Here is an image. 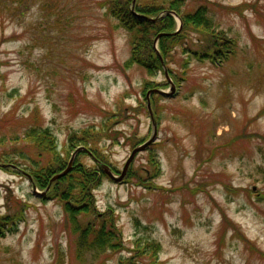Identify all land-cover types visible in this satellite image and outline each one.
Here are the masks:
<instances>
[{
  "label": "rangeland",
  "instance_id": "374dc122",
  "mask_svg": "<svg viewBox=\"0 0 264 264\" xmlns=\"http://www.w3.org/2000/svg\"><path fill=\"white\" fill-rule=\"evenodd\" d=\"M12 1L9 11L0 7V153L23 148L20 123L34 109L62 153L69 133L103 127L112 116L97 153L100 164L125 180L112 181L102 170L92 190L99 210L115 209L122 234L121 252L106 264L132 254L137 240L159 243L158 264H264V200L256 199L264 192V0H186L187 11L207 6L210 26L234 37L236 52L221 65L192 57L178 93L157 102L151 90L169 92L176 82L158 40L153 48L163 68L150 75L136 63L124 65L128 33L98 7L100 0H60L62 7L52 11L48 0H36L22 15H11ZM181 57L176 48L169 67L179 70ZM158 106L151 149L136 152L120 176L131 150L152 136ZM12 133L16 139H9ZM154 162L160 169L152 175ZM53 181L40 188L0 167V217H13L22 201L30 204L25 218L0 237V264H97L109 254L74 258L62 208L40 197Z\"/></svg>",
  "mask_w": 264,
  "mask_h": 264
},
{
  "label": "trees",
  "instance_id": "16d2710c",
  "mask_svg": "<svg viewBox=\"0 0 264 264\" xmlns=\"http://www.w3.org/2000/svg\"><path fill=\"white\" fill-rule=\"evenodd\" d=\"M10 1L12 0H0V7L4 8L3 6L7 5L6 10H8ZM32 1L33 3L36 2V0H13L12 5L14 7H12L13 12L11 15H22L27 9L26 4ZM131 1L100 0L97 3L98 7L104 10L106 16L115 18L119 24L117 26L124 28L128 33L130 56L125 60V66L136 63L150 75L155 70H162L161 59L155 53L153 45L154 38L159 32H171L176 29L174 16L169 13L164 14L168 10L176 12L182 26L175 34L162 35L158 39L157 45L164 64L172 74L174 73L175 84L178 87L182 81L187 79L186 67L192 57L196 56L201 61L207 59L211 62L218 61L219 64H224L236 52V39L227 36L222 30H216L210 26V17L207 14L208 8L204 4H198L193 10L187 11L185 8L186 0H136L134 11L149 17H156L155 20H148L137 17L131 11ZM15 2L18 4H15ZM60 2V0H48L49 10L52 11L56 7H62L59 6ZM255 5L253 4L250 8H254ZM160 14L162 15L157 17ZM53 19V23L57 24L59 19H56V16ZM191 33L197 35L195 40L191 37ZM190 41H192L191 44L198 43L200 45H191ZM176 48H180L182 54L180 58V67L182 68L178 66L179 70L169 67L170 63L175 62ZM145 85L149 88L157 86V84L151 82H146ZM162 98L158 93L155 95L156 102ZM162 110V106H158L154 111L158 124ZM111 121L112 116L107 115L103 127L102 125L98 127L90 125L86 129L82 128L77 132L69 133L67 136V151L62 153L57 150L54 132L50 127L44 126L38 110L34 109L31 111L30 117L23 124L20 123L22 130L19 136L23 142V148L19 149L20 147L15 146L16 151L10 150L0 153V162L14 164L22 168L40 188H45L50 178L66 167L67 156L79 145L85 146L92 154L91 156L86 150H80L76 154L70 170L54 180L48 191L49 193L41 198L42 201L53 200L62 208L64 213L63 226L70 237V246L73 245V256L78 262L88 252H92L95 255L94 257L97 258L96 256H99L101 252L109 251V254L97 263L106 264L107 260L112 257L111 255H117L122 250V246H120L122 245V234L117 225L118 217L114 215L115 209L108 206L105 210H99L95 205L92 194V190L96 189L104 178L105 173L102 171L100 164L101 156L98 155L97 150H99L98 143L108 130L109 127L107 126ZM11 135L12 137L9 139L17 138L15 133ZM1 138H4V136ZM147 149H151V147ZM12 152L18 156L11 157ZM148 153L150 158L153 159L152 152ZM81 156H88L91 158L92 163H86ZM23 161L27 163L24 166L19 164ZM159 169V164L154 162L150 174H156ZM129 175L135 176L136 174H131L130 171ZM133 176L127 178L126 181L132 180ZM135 179H137V184H144L141 180L142 176H135ZM257 195V200H264V192L258 190ZM28 206H30L29 203L22 201L13 217L8 219H5L7 217L4 216L0 217V237L5 234L6 229L13 228L21 219L25 218V211ZM223 218L226 220V215ZM158 246L159 243L153 240H137L132 249V254L129 256L118 255L115 264H158ZM143 256H149L150 258L143 262Z\"/></svg>",
  "mask_w": 264,
  "mask_h": 264
},
{
  "label": "water",
  "instance_id": "95a60500",
  "mask_svg": "<svg viewBox=\"0 0 264 264\" xmlns=\"http://www.w3.org/2000/svg\"><path fill=\"white\" fill-rule=\"evenodd\" d=\"M134 4H135V0H132V10H133ZM166 12H168V11H166ZM171 13L175 14V13L172 12V11H171ZM136 16H137V17H140V18H142V19H148V20H155V19H156V18H152V17L146 16V15H144V14H138V13H136ZM180 27H181V22H180V20H179V27H178V29H176V30H175L174 32H172V33H176V32L179 30ZM172 33H171V32H161V33H158V34L156 35V37L154 38V43H156L157 39H158L160 36H162V35H166V34H172ZM170 87H171V91H173V89H174V85L171 84ZM151 91H157V93H160V94L165 95V96H168V95H169V92H168V91H164V90H161V89H153V90H151ZM151 118L153 119V115H152V113H151ZM153 128H154V131H153L152 136L149 138V140H147L146 142H144V143L141 144V145L136 146L135 148H133V149L131 150L129 156L127 157V159H126V161H125V164H124V167H123V170H122V173H121L120 176H122V175L124 174V172H125V168H126L127 165L131 162V160H132V158L134 157V155L136 154V152L145 150L146 147H147V146H148V145H149V144L155 139V136H156V129H155V128H156V126H155L154 123H153ZM80 150H86L88 153H90V152H89L84 146H79V147H77V148L71 153V156H70V158H69V161H68V163H67V166H66L62 171H60V172L54 174V175L52 176V178L50 179V181H53V180H55V179L61 177L62 175H65V174L70 170V167H71V164H72V162H73V160H74V157H75L76 153H77L78 151H80ZM0 166L4 167L5 165L2 164V163H0ZM102 169H103L104 172H105V173H106V174H107L112 180H114V181H118V180L121 178V177H114V176L112 175L110 169L108 168V166H106V165H104V164L102 165ZM29 177H30V176H29ZM40 194L43 195L44 192H43V193H40Z\"/></svg>",
  "mask_w": 264,
  "mask_h": 264
}]
</instances>
